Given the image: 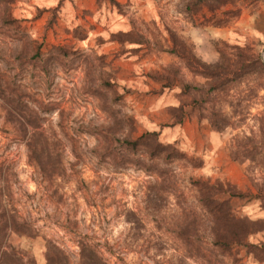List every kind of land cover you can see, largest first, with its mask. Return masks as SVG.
I'll list each match as a JSON object with an SVG mask.
<instances>
[{"label": "rangeland", "instance_id": "obj_1", "mask_svg": "<svg viewBox=\"0 0 264 264\" xmlns=\"http://www.w3.org/2000/svg\"><path fill=\"white\" fill-rule=\"evenodd\" d=\"M116 1L0 4V90L38 112L63 168L42 177L0 101V195L35 230L9 241L37 264L46 240L66 264H80L79 241L106 264H264V252L212 246L194 186L198 179L221 184L216 197L227 199L232 214L264 218V73L206 93L205 78L168 52L167 34L205 62L241 51L263 63L264 0H222L197 11L187 8L190 0ZM6 11L15 22H5ZM184 83L198 89L186 92ZM123 114L136 134L155 131L185 158L162 163L125 153L111 123ZM213 118L225 121L221 130L211 129ZM247 241H264V229Z\"/></svg>", "mask_w": 264, "mask_h": 264}, {"label": "trees", "instance_id": "obj_2", "mask_svg": "<svg viewBox=\"0 0 264 264\" xmlns=\"http://www.w3.org/2000/svg\"><path fill=\"white\" fill-rule=\"evenodd\" d=\"M102 1L112 6H118L116 0H96V2ZM10 2L12 0H0V4L5 7ZM221 2L223 1L190 0L187 3V8L190 11H197L201 6L213 9ZM7 13L6 11L5 22H15V19H11ZM120 34H115L114 37L119 39ZM167 34L170 43L168 52L181 60L192 74L205 78L206 93L218 89L223 90L232 80H237L246 73H264V64L257 56L254 58L245 57L240 51L235 59H230L226 54L221 53L216 61L205 62L197 57L189 45L175 33L167 30ZM135 37L129 34L128 39L138 43L144 41L139 35ZM104 84L107 89H110L108 81L105 80ZM183 88L186 92H189L191 88L198 89L196 85L191 86L187 83L183 84ZM0 101L5 120L13 124L25 136L24 146L28 162L38 170L43 178L51 179L59 176L63 170L61 153L57 149V142L50 139L41 129V117L38 112L19 100L17 96L5 95L3 90H0ZM195 102L196 98L193 96L191 104ZM177 110L183 114L182 105L177 107ZM112 118L111 123L115 126L114 129L120 132L116 137V142L128 155H139L146 160H158L162 163L185 158V155L174 145L161 142L155 131L136 134L133 118L130 115L123 114L118 117L114 115ZM224 123L225 121L219 124L214 118L209 120L211 129L216 131L221 130ZM194 186L197 191L198 203L210 219L211 244L217 251L227 253L233 246H243L245 252L253 256L258 252H264V241L258 243L247 241L249 235L264 229V218L248 219L232 214L227 199L216 197V194L224 191L221 184L198 179L194 182ZM11 234L33 237L35 230L17 214L11 204L2 200L0 195V264H37L32 257H25L9 241ZM78 253L80 264H106L98 253L83 241L78 242ZM66 263L67 258L63 251L50 240H46L44 264Z\"/></svg>", "mask_w": 264, "mask_h": 264}, {"label": "water", "instance_id": "obj_3", "mask_svg": "<svg viewBox=\"0 0 264 264\" xmlns=\"http://www.w3.org/2000/svg\"><path fill=\"white\" fill-rule=\"evenodd\" d=\"M261 59H262V61H263V63H264V59L262 58V56H261Z\"/></svg>", "mask_w": 264, "mask_h": 264}]
</instances>
